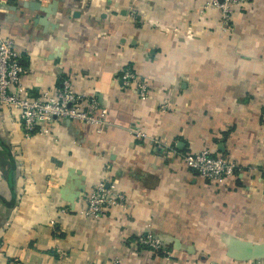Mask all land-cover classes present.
<instances>
[{"label":"crops","instance_id":"0c3cea01","mask_svg":"<svg viewBox=\"0 0 264 264\" xmlns=\"http://www.w3.org/2000/svg\"><path fill=\"white\" fill-rule=\"evenodd\" d=\"M222 24L204 0H0V37L14 40L27 93L68 78L110 122L98 133L58 120L25 138L0 106V264L264 262V0H244ZM126 65L146 98L123 87ZM203 148L245 171L205 180L180 158ZM104 177L123 208L82 216ZM145 232L170 257L136 249Z\"/></svg>","mask_w":264,"mask_h":264},{"label":"built area","instance_id":"2783aa9c","mask_svg":"<svg viewBox=\"0 0 264 264\" xmlns=\"http://www.w3.org/2000/svg\"><path fill=\"white\" fill-rule=\"evenodd\" d=\"M244 0H204V7H214L220 14L223 29H228L231 15L236 7ZM25 68L17 52L14 40L0 37V106L17 112L15 118L21 125L25 138L32 135H49L50 126L58 120L76 122L90 126L98 133L110 125L107 119L108 109L98 99L96 94L77 92L68 78H62L55 90H42L37 95L27 93L21 77ZM119 80L123 87H133L140 98H146L150 91L148 83L138 75L130 65L119 71ZM161 110L166 109V100L160 103ZM264 120V116H263ZM136 135L144 138L145 134ZM154 146L168 150V146L159 140H154ZM181 161L199 176L212 183H220L227 178L244 172L238 163L228 157L214 155L208 148L198 152H185L180 156ZM250 171V168H247ZM108 178H100L84 197V205L79 213L92 220L105 216L113 207L123 208L125 196L108 185ZM7 226V223H5ZM138 250L161 251L165 257H170L167 242L151 232L141 234L134 242ZM2 242L0 241V250ZM11 264H15L11 262ZM105 264H120L118 258H112ZM249 264H264L255 259Z\"/></svg>","mask_w":264,"mask_h":264},{"label":"trees","instance_id":"16d2710c","mask_svg":"<svg viewBox=\"0 0 264 264\" xmlns=\"http://www.w3.org/2000/svg\"><path fill=\"white\" fill-rule=\"evenodd\" d=\"M134 71H135V70H134ZM156 253H157L158 255L163 256V253H162L161 251H156Z\"/></svg>","mask_w":264,"mask_h":264},{"label":"water","instance_id":"95a60500","mask_svg":"<svg viewBox=\"0 0 264 264\" xmlns=\"http://www.w3.org/2000/svg\"><path fill=\"white\" fill-rule=\"evenodd\" d=\"M161 239H162V238H161ZM162 240H163L164 242H166V241H165V239H162ZM253 258H256V259H257V258H258V256H257V257H253Z\"/></svg>","mask_w":264,"mask_h":264}]
</instances>
